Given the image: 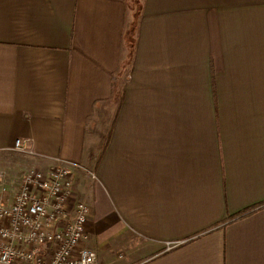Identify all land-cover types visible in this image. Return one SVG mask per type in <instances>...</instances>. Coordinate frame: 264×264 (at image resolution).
I'll return each mask as SVG.
<instances>
[{
	"label": "crops",
	"instance_id": "0c3cea01",
	"mask_svg": "<svg viewBox=\"0 0 264 264\" xmlns=\"http://www.w3.org/2000/svg\"><path fill=\"white\" fill-rule=\"evenodd\" d=\"M8 152L91 167L99 264H264V205L230 220L264 204V0H0Z\"/></svg>",
	"mask_w": 264,
	"mask_h": 264
},
{
	"label": "built area",
	"instance_id": "2783aa9c",
	"mask_svg": "<svg viewBox=\"0 0 264 264\" xmlns=\"http://www.w3.org/2000/svg\"><path fill=\"white\" fill-rule=\"evenodd\" d=\"M14 149L30 151L20 138ZM71 168L53 157L20 178L0 177V264H99L86 245L90 207L75 194Z\"/></svg>",
	"mask_w": 264,
	"mask_h": 264
},
{
	"label": "rangeland",
	"instance_id": "374dc122",
	"mask_svg": "<svg viewBox=\"0 0 264 264\" xmlns=\"http://www.w3.org/2000/svg\"><path fill=\"white\" fill-rule=\"evenodd\" d=\"M130 3H131V1H130ZM135 7L138 8V5H136ZM108 119H109V117H107V116L102 117L98 127H96V131H95V135H94L95 147L100 146L101 143L105 140L107 126H104V125L106 124ZM28 157L25 154H21V153H15V152L5 153V157H3V159H0V175L3 174L2 177L1 176L0 177L2 179H5L6 181L13 179V178H15V179L20 178L22 173L26 170V168H28L26 166H28L30 164ZM79 168L81 171V175H80L81 178L80 179L85 180V183L79 184L78 181L74 180V187H76V189L80 190V192L82 193V194H80V196L77 193L78 195L76 194V196L80 201L86 202L89 205V207H92L93 209L98 208V211H97L98 219L94 223V225H95L94 228L96 231L101 233L102 226H101V222H100V215L102 213L101 212V208H102L101 206L104 203L102 198H104V196L100 192L99 185H98L96 179L92 178V175L90 173L91 167H87V166L83 165V166H80ZM93 187L95 188V191H96V194H95L96 201H95V198L92 194V192L94 190ZM89 194H90V196H89ZM94 204L97 207L94 206ZM110 225L111 226L109 227L108 233L111 234L113 238L118 240L119 237L121 236V235L117 236V231L121 230V229H119L120 225L117 223L115 224V218L112 219V224H110ZM103 237L106 238V235ZM88 242L90 243L88 248H90L91 250H94V251H95V249H97V251H98L100 249V247L102 249V246H105L104 244H102V242H98L97 237H95L94 235L89 237ZM130 244L132 245V247L135 246V243H130ZM173 244H175V243H172L169 245H173ZM90 245H92V246H90ZM124 247H127V245L126 246L124 245L121 248L123 249ZM141 247L143 248L141 250L142 251L141 254L145 253V250H146V252L151 251V247L148 245L147 246L144 245ZM114 248H116V247H114ZM111 251L114 253V257H115V253H117L118 250L111 248ZM137 251H139V248L138 249L134 248L130 252L136 253ZM125 252H127V250ZM119 253L120 254L123 253L121 249L119 250ZM116 257H118V256L116 255Z\"/></svg>",
	"mask_w": 264,
	"mask_h": 264
},
{
	"label": "trees",
	"instance_id": "16d2710c",
	"mask_svg": "<svg viewBox=\"0 0 264 264\" xmlns=\"http://www.w3.org/2000/svg\"><path fill=\"white\" fill-rule=\"evenodd\" d=\"M132 37H135V35H133ZM264 204L263 203H260V204H257V205H254L248 209H246L245 211L239 213L237 216H234V217H231L230 220H234V219H238V218H242L243 216L245 215H248L254 211H256L257 209H259L261 206H263Z\"/></svg>",
	"mask_w": 264,
	"mask_h": 264
}]
</instances>
